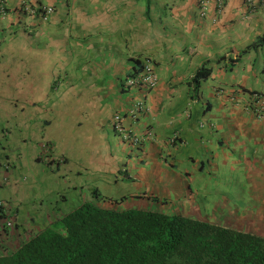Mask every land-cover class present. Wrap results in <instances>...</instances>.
<instances>
[{"label":"crops","instance_id":"obj_1","mask_svg":"<svg viewBox=\"0 0 264 264\" xmlns=\"http://www.w3.org/2000/svg\"><path fill=\"white\" fill-rule=\"evenodd\" d=\"M0 1L9 11L0 16V59L11 49L18 47L20 51L29 45L27 55L17 53L22 56H17L22 63L15 65L17 80L25 78L22 64L26 63L31 96L52 98L60 93L63 99L78 97L80 103L82 98H90L97 118L93 127L98 144L106 149L109 142L118 139V149L109 153L116 165L97 174L106 185H116L121 177L147 173L151 166L157 177L186 185L182 188L185 193L189 185L195 186L196 177H210L209 170L220 172L226 164L232 172L244 174L250 186L264 188L259 184L264 179L255 175L257 171L264 173V118L257 119L243 109L249 93L264 94V0H222L221 8L216 0H208L203 17L199 15L200 0ZM22 2L51 7L53 13L44 22L23 14ZM22 37L30 39L29 44L25 40L19 43ZM250 46L253 48L245 51ZM147 59L156 85L146 91L127 92L124 81L138 71V61ZM201 67L209 69L211 75L194 92L192 81ZM135 100L143 106L132 118L129 111ZM39 103L34 107L40 108L43 102ZM84 107L81 111H87ZM114 116L122 118L127 135L138 136L137 145L120 138L113 127ZM51 124L46 120L42 126L50 128ZM173 136L176 139L170 143ZM47 144L55 151L52 142ZM247 153L252 165L244 167L237 162ZM59 159L66 161L62 155ZM220 182L221 195L216 188L211 189L215 196L208 199L211 207L195 201L202 190L196 195L190 188L186 194L196 198L187 197L184 203L171 198L154 203L146 193L130 200L165 212H171L176 204L182 215L221 222L224 176ZM198 184L202 188L205 182L200 178ZM256 191L264 190L258 187ZM12 236L15 231L9 233V238Z\"/></svg>","mask_w":264,"mask_h":264},{"label":"rangeland","instance_id":"obj_2","mask_svg":"<svg viewBox=\"0 0 264 264\" xmlns=\"http://www.w3.org/2000/svg\"><path fill=\"white\" fill-rule=\"evenodd\" d=\"M24 40L29 44L30 39L27 37L25 39L22 37L19 43H24ZM28 47L29 45L20 51L18 47L11 49L7 52V54L10 53L9 55L0 59V158L7 157L11 167L6 186L0 188V198L17 210V222L21 221L20 223L25 226L30 225V230L40 229L46 225L44 223L47 222V216L73 211L84 198H90L94 189L105 197L114 194L116 198H121L129 197L131 194L146 193L161 201L171 198L172 202L183 201L184 203L187 197L196 198L192 193L186 194L190 188L195 194L196 191L202 190L195 201L211 207L212 203L209 202L207 205L209 198L211 200L215 198L211 195V189H221L220 181L224 176L225 204L228 208H225L222 220L231 215L230 221L225 220L228 224L247 232L264 233V191H256L258 187L262 190L264 188L260 185L250 186L243 178L244 174L232 172L226 164L225 169H220V172L216 169L209 170L211 176L206 174L208 179L201 175L196 177L195 186L189 185L185 193L182 188L186 189V185L182 187V183L179 184L178 181L169 177H157L151 166L147 173L134 174L130 179L121 177L122 180L116 185H106L97 174L116 165V159H113L109 153L112 149H118V139H115V142L113 140L112 143L109 142L106 149L98 144V140L95 139L96 130L93 127L97 118L92 109L93 106L89 104L93 102L90 98H82L80 103V98L64 97L63 99L60 93L53 96L54 98L31 96L29 64L26 65L25 62L24 65L22 64V73L25 78L17 80L15 74V65L22 63L17 53L27 55ZM36 57L43 58L40 54H36ZM39 102H43L42 106L45 105V109H40L42 106L34 107L40 106ZM84 106L87 111H81L85 108ZM46 120H51L50 128H43L42 123ZM2 133L5 134L3 137ZM47 142L54 144L55 151L51 149V152H48L51 154L40 155L41 150L47 153L41 148V144ZM60 155L66 158L65 163L48 166V161L58 160ZM38 156H46L42 158L45 162L36 163ZM123 161H127L126 156ZM203 162L205 165L208 164ZM251 162L252 158L247 153L237 163L248 167L252 165ZM252 168L249 170L252 171ZM121 170L119 173L123 176ZM243 172L245 173L242 170ZM255 175L257 178L264 179V173L260 174V171H257ZM246 177L248 180L250 176ZM200 178L205 182L202 188L198 184ZM105 179L110 181L112 177L106 176ZM259 184L264 185V182ZM218 194L221 195L220 190ZM196 205L202 204L196 203ZM173 208L174 213H181L176 204H173ZM168 210L171 211V209ZM190 210L192 211L191 208ZM193 212L196 213V211ZM13 246L9 243L8 248L11 250Z\"/></svg>","mask_w":264,"mask_h":264},{"label":"trees","instance_id":"obj_3","mask_svg":"<svg viewBox=\"0 0 264 264\" xmlns=\"http://www.w3.org/2000/svg\"><path fill=\"white\" fill-rule=\"evenodd\" d=\"M2 3L0 16L9 12ZM27 6L37 18L42 8H47L32 3ZM137 65L136 74L141 71L139 61ZM210 75L205 67L197 71L192 81L194 92ZM41 148L47 153L41 150L40 155L51 154L49 144L42 143ZM46 156H38L35 162H45L42 158ZM59 158L48 161V166L63 164ZM10 168L7 158H0V174L5 177ZM142 195L114 199L94 189L76 209L67 214L53 213L47 216L46 225L34 230L17 222L18 213L12 211L13 226L0 227V264H264V233L228 224L225 220L230 221L231 215L210 223L173 211L145 208L130 200ZM149 197L158 203L157 198ZM12 231L15 236L9 238ZM7 240L14 245L11 250L9 244L3 246Z\"/></svg>","mask_w":264,"mask_h":264},{"label":"built area","instance_id":"obj_4","mask_svg":"<svg viewBox=\"0 0 264 264\" xmlns=\"http://www.w3.org/2000/svg\"><path fill=\"white\" fill-rule=\"evenodd\" d=\"M247 3H250L251 0H245ZM217 2V6L219 8L222 7V0H216ZM26 5L25 8H22V6ZM21 8L24 9L28 15L33 16L34 11L31 10L27 4L25 2L21 3ZM208 10V0H200V16L203 17L205 15V13ZM53 13V9L51 7H47V8H42V14L40 15L41 17H39L42 21H47L48 18L51 16V14ZM156 85V78L153 74L152 71V64L150 63V61L147 59L144 61V64L142 66L141 71L134 77L128 79L126 81V86H128L129 88H134V89H138V90H150L151 88H153ZM248 98L246 104H243V109L245 112L252 114L253 116H255L257 119H263L264 118V95L259 94V93H251L248 94ZM236 107L238 105V103L236 102L234 104ZM143 104L139 101H136L133 105L132 110L129 111V115L132 117H135L137 114H139V112L141 111ZM114 125L115 128L119 131H123L122 130V126H121V118L120 117H115L114 119ZM125 138L138 143V138H132L130 135L125 134ZM176 139V136H173L170 139V143H173ZM4 205L2 202H0V211L1 208H3ZM4 214H7L6 212H3ZM1 215V214H0ZM12 222L10 218H7L4 220V224L5 227H12Z\"/></svg>","mask_w":264,"mask_h":264},{"label":"clouds","instance_id":"obj_5","mask_svg":"<svg viewBox=\"0 0 264 264\" xmlns=\"http://www.w3.org/2000/svg\"><path fill=\"white\" fill-rule=\"evenodd\" d=\"M1 3V2H0ZM206 14V13H205ZM52 15V14H51ZM199 15H200V12H199ZM205 16V15H204ZM143 64H144V60L140 63V65H141V69H142V66H143ZM137 74L135 73L134 75H132V76H130V77H128L125 81H124V83H123V88L128 92V91H133V90H137V91H144V90H138V89H134V88H129L128 86H126V81L128 80V79H130V78H132V77H134V76H136ZM136 101V100H135ZM117 117V116H116ZM118 117H120V116H118ZM130 117V116H129ZM136 117V116H135ZM135 117H132V118H135ZM121 118V117H120ZM114 119H115V116L113 117V127H114V129L115 130H117L116 128H115V125H114ZM122 119V118H121ZM122 130H123V128H122ZM118 131V133H119V136H120V138H122L123 140H124V142L126 141V142H128V143H131L132 145H133V143L134 144H136L137 145V143H135V142H132V141H130V140H128V139H125L123 136H122V134L124 135V134H126L127 132H125L124 130L121 132V131H119V130H117ZM132 138H138V136H134V135H130ZM122 140V141H123ZM7 173H8V171H7ZM1 176H2V174H1ZM7 180H8V176H6L5 175V177H4V179L1 181L0 180V187H2L3 185H5L6 183H7ZM0 202H2V201H0ZM3 203V205H4V207L3 208H1V210L2 211H0V218H2V215H7L6 217H5V219H7V218H10L11 219V222H12V218H11V212H12V208L8 205H6L7 203H5V202H2ZM3 212H6L7 214H4ZM4 217V216H3ZM5 219H1L0 220V227L1 228H5V225H3L4 224V220ZM12 226H13V224H12ZM6 228H8V227H6ZM11 228V227H10Z\"/></svg>","mask_w":264,"mask_h":264}]
</instances>
